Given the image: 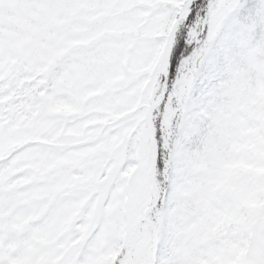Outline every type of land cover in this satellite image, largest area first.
Returning a JSON list of instances; mask_svg holds the SVG:
<instances>
[{
    "label": "snow or ice",
    "instance_id": "obj_1",
    "mask_svg": "<svg viewBox=\"0 0 264 264\" xmlns=\"http://www.w3.org/2000/svg\"><path fill=\"white\" fill-rule=\"evenodd\" d=\"M0 264H264V0H0Z\"/></svg>",
    "mask_w": 264,
    "mask_h": 264
}]
</instances>
